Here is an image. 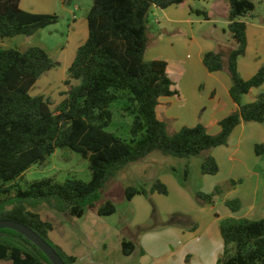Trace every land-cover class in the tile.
I'll return each mask as SVG.
<instances>
[{
	"label": "trees",
	"instance_id": "trees-1",
	"mask_svg": "<svg viewBox=\"0 0 264 264\" xmlns=\"http://www.w3.org/2000/svg\"><path fill=\"white\" fill-rule=\"evenodd\" d=\"M187 0H94L88 13V38L68 69L65 85L69 89L55 109L49 97L33 96L31 91L39 79L57 67L41 47L0 49V220L22 223L47 243L65 264H77L50 238L53 225L35 211L46 206L66 218H83L95 209L102 191L122 166L140 162L155 151L165 156L190 158L212 149L227 146L233 131L243 123H264V92L249 104L241 100L254 88L264 84V67L249 80L241 77L238 59L247 47L245 18L256 9L254 0H228V31L234 47L227 52H209L203 64L210 73L227 71L232 80L230 95L238 105L236 111L219 122L218 134L197 124L169 134L167 124L159 118L157 108L162 98L177 91L168 75L164 60L147 61L149 45L148 17L153 8L161 10L179 6ZM198 15L206 14L198 12ZM57 14H33L21 8V0H0V37H31L57 24ZM127 92L134 116L132 140L126 142L108 133L113 114L112 103ZM58 149H68L89 162L90 182L69 179L35 181L22 188L18 181L34 165H42ZM255 154L264 158V143L255 146ZM203 175H216L219 165L211 155L202 163ZM188 171L186 170V178ZM231 187L235 182H229ZM228 185V186H229ZM213 193H197L205 203L214 205ZM168 195L165 184L156 180L149 189L129 187L128 201L136 196ZM226 206L237 212L239 199L228 200ZM117 211L112 201L97 208L99 217ZM224 253L217 264H264V218H225L220 221ZM124 255L135 245L123 241ZM0 262L8 264H52L32 242L16 231L0 230Z\"/></svg>",
	"mask_w": 264,
	"mask_h": 264
},
{
	"label": "crops",
	"instance_id": "crops-1",
	"mask_svg": "<svg viewBox=\"0 0 264 264\" xmlns=\"http://www.w3.org/2000/svg\"><path fill=\"white\" fill-rule=\"evenodd\" d=\"M61 1L66 2V0ZM218 1L187 0L182 5L165 10L153 8L159 15L155 21L158 26L154 28L148 25L149 45L145 59L164 60L168 63V75L177 94L162 98L157 114L165 121L167 129L169 126L173 127L174 133L183 127L203 124L210 134L216 135L220 131L219 122L238 108L230 95L232 80L229 73L227 71L210 73L203 64L205 54L219 50L227 52L234 47V44L226 43L214 34L198 37L204 23L192 17L198 12L206 14L205 21L214 23L216 31L218 19L213 10ZM58 2L59 0H21V8L33 14H56ZM226 9L228 13V5ZM222 23L228 26L227 18ZM80 26L81 37L78 36ZM70 30L76 37L73 41V50H75L73 55L76 56L78 48L88 38V24L84 30V25L82 23L80 25L79 19L74 15ZM74 59L72 62L67 60L65 70L69 69ZM261 67H264V24L247 22L246 52L238 59L237 69L243 79L249 80ZM263 92L264 84L244 95L241 103H252ZM262 143H264V123H243L233 131L227 146L212 149L205 154L214 157L220 169L216 175L206 176L219 178L221 175L225 176V179L217 178L211 182L207 194L213 193L216 187L223 183L235 182L236 185H233L223 197V203L239 199L242 207L237 212H232L228 208L223 215H218L215 205L207 203L199 210L194 208L192 201L187 205L196 213L192 215L187 210L182 212L181 201H186V191L172 179L159 177L156 180L165 184L169 193L168 195L154 193L149 196L155 203L158 214L153 216L150 212L148 215L150 204L145 200L147 199L145 196H136L129 201L138 209L139 216H136L127 228L130 232L128 236L117 235L118 244L115 248L112 247L113 241L111 243L107 241L112 234L109 229H113V226L105 218L99 217L97 210L94 211L96 218L90 229L91 233L100 234L104 225L109 234L104 232L107 236L105 240L102 239L100 246L87 244L81 240L80 246L86 249L81 247L77 252H70L64 244L54 243L62 247L67 254L76 257L77 264H217L224 253V242L220 231L222 219L264 218V158L258 157L254 150L256 145ZM172 193L175 194L176 204L173 205L174 201L165 203L161 200L162 197H170ZM219 196L214 200L218 202ZM151 217H155L156 221L153 227H150ZM179 217L181 222L178 221ZM107 218L111 219L110 216ZM143 227H146L145 233L132 235V229L142 230ZM163 227L168 228L161 230ZM123 241L135 245L134 252L129 256L123 253Z\"/></svg>",
	"mask_w": 264,
	"mask_h": 264
},
{
	"label": "rangeland",
	"instance_id": "rangeland-1",
	"mask_svg": "<svg viewBox=\"0 0 264 264\" xmlns=\"http://www.w3.org/2000/svg\"><path fill=\"white\" fill-rule=\"evenodd\" d=\"M254 2L256 4L255 11L252 15L245 18L244 21L246 23L264 24V0H254ZM93 4L94 0H66L65 3L59 0L55 12L59 17L57 24L49 26L31 37L22 35L14 38L0 37V49H17L24 51L29 47H41L57 64L56 68L45 73L39 79L31 91L33 96L45 95L49 97L52 101L53 109L61 103L64 99L63 94L69 89V87L65 85V81L68 78V70L65 69L67 60L72 62L75 57L73 55L75 53V50H73V41L76 40V37L71 34L70 30L73 25L74 15L79 19V24L81 25L82 23L84 25L85 30L87 27L86 18ZM227 5L229 8L228 0H219L215 5L213 11L216 13L218 19V23L216 24L218 29L216 31L214 29L215 24L206 22V17L204 15H198L196 13L192 15L194 20L203 21L204 23V27L202 31H200L198 37L202 38L206 37V35L214 34L220 39L225 40L226 43H233V37L228 31V26L222 23L226 18L228 20L230 8L227 13ZM76 7H78V9H76ZM155 10L156 9H152L149 14L148 25L157 28L158 24L155 23V21L159 15ZM225 32L226 35H224ZM81 34L80 26V28H78V36L81 37ZM132 108V104L128 100L127 92L121 93L120 99L110 106L113 118L110 126L106 128V131L114 134L121 140L131 142V128L134 121V116L131 113ZM168 132L169 134H174L172 126L168 127ZM205 154L206 153H203L202 155L190 158H177L165 156L161 152L155 151L140 162L129 163L122 166L115 176L105 185L101 194V199L96 204V208L88 209L83 218H66L59 212L51 210L46 206H41L35 211L40 213L45 221L53 225V231L50 233V238L53 242L64 244L67 251L77 252L81 250L82 246L79 244L81 240L87 244L93 243L95 246H100L99 244L102 242L103 238L105 240L108 232L104 225L101 227L103 232L100 234L98 232L91 233L90 229L93 227L96 218L94 211L107 201H112L116 206V213L110 216L111 219H106V217L102 218H105V220L113 226V229L108 228L112 234L107 238V241L110 243L113 241L114 245L112 244V247L115 248L118 244L116 240L117 235L128 236L130 232L127 228H129V225L134 221L136 216H139L138 209L125 197V191L129 187L149 189L152 183L159 177H163L166 180L172 179L180 188L185 190L187 194L186 201H181L183 205H181L182 212L187 210L192 215L196 213L192 209L190 210L191 207L187 205L191 201L195 209L200 210V207L206 206L207 203L201 201L197 197V193L202 192L207 194L208 189L211 187V182L217 180L219 177L202 174L201 167ZM186 170L188 171L187 178ZM220 178L225 179V176L221 175ZM44 179H54L60 183L69 179H77L88 183L91 181L92 175L89 169V162L81 155L68 149H58L44 164L31 167L21 177L18 184L22 188H25L35 181ZM229 184L228 182L219 185L223 188L224 192H222V196H219L220 199L218 202L216 200L214 203L218 215H223L225 210L227 212L228 207L223 203V197L231 189V185ZM148 198L145 199L150 204V207H148V215L150 212L153 216L155 214L157 215L158 210L155 203H153L150 197ZM161 200L165 203H172L176 200V197L175 194L172 193L170 197H162ZM176 201H174L173 205L177 203ZM151 220L150 227H153L156 225L155 217H151ZM178 221L181 222V218ZM164 228L167 229L168 227H163L161 230H164ZM145 230L146 227H143L142 230L132 229L131 232H133L132 235H142L145 233ZM104 232H107V234ZM103 233L105 236H103ZM82 248L86 249L84 247ZM0 264L8 263L0 262Z\"/></svg>",
	"mask_w": 264,
	"mask_h": 264
},
{
	"label": "water",
	"instance_id": "water-1",
	"mask_svg": "<svg viewBox=\"0 0 264 264\" xmlns=\"http://www.w3.org/2000/svg\"><path fill=\"white\" fill-rule=\"evenodd\" d=\"M16 231L39 248L52 264H65L53 247L28 226L11 220H0V230Z\"/></svg>",
	"mask_w": 264,
	"mask_h": 264
}]
</instances>
